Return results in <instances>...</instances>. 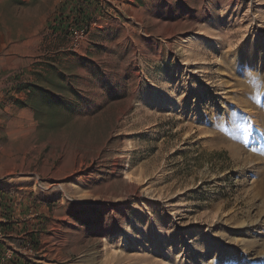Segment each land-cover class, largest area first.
Instances as JSON below:
<instances>
[{"label": "rangeland", "instance_id": "obj_1", "mask_svg": "<svg viewBox=\"0 0 264 264\" xmlns=\"http://www.w3.org/2000/svg\"><path fill=\"white\" fill-rule=\"evenodd\" d=\"M76 2L0 0V186L26 197L8 243L264 264V0H97L75 46L54 20Z\"/></svg>", "mask_w": 264, "mask_h": 264}, {"label": "built area", "instance_id": "obj_2", "mask_svg": "<svg viewBox=\"0 0 264 264\" xmlns=\"http://www.w3.org/2000/svg\"><path fill=\"white\" fill-rule=\"evenodd\" d=\"M69 37L75 46L80 44V40L88 35L87 27H77L69 25ZM42 190L41 185L38 186ZM26 197L18 191H10L8 189L0 190V264H30L27 254L34 251L35 243L28 237H23L21 244L15 245L8 243L15 238L14 233L20 228V224L16 219L18 209ZM39 213L34 207H29L27 211V219L34 220L39 218Z\"/></svg>", "mask_w": 264, "mask_h": 264}, {"label": "trees", "instance_id": "obj_3", "mask_svg": "<svg viewBox=\"0 0 264 264\" xmlns=\"http://www.w3.org/2000/svg\"><path fill=\"white\" fill-rule=\"evenodd\" d=\"M97 0H77V2L68 8V15L60 14V16L55 19V30L64 32L69 37V25H74L77 27L85 26L89 30L94 11L97 7L95 4ZM35 243V242H34ZM11 264H18V262H12Z\"/></svg>", "mask_w": 264, "mask_h": 264}, {"label": "bare ground", "instance_id": "obj_4", "mask_svg": "<svg viewBox=\"0 0 264 264\" xmlns=\"http://www.w3.org/2000/svg\"><path fill=\"white\" fill-rule=\"evenodd\" d=\"M188 45H189V49L187 50V55L189 56V57H191V54H192V49L196 46V37L195 36H193L189 41H188ZM216 46H217V48H218V44L216 43L215 44ZM186 53V52H185ZM188 64V63H187ZM197 75V74H196ZM255 82V85L256 86H258V81L257 80H255L254 81ZM175 91H176V89H174ZM199 94V93H201V92H196L195 94ZM171 100L172 101H174L173 100V97L171 96L170 97V99L169 100H164V101H166L167 103L165 104V106H167L168 105V103L169 102H171ZM256 104V103H255ZM259 114H261V113H259ZM264 115V114H263ZM263 132V131H262ZM260 134V133H259ZM232 154V153H231ZM53 186H55V185H53ZM135 191H137V187H135V189H134ZM174 215V214H173Z\"/></svg>", "mask_w": 264, "mask_h": 264}, {"label": "crops", "instance_id": "obj_5", "mask_svg": "<svg viewBox=\"0 0 264 264\" xmlns=\"http://www.w3.org/2000/svg\"><path fill=\"white\" fill-rule=\"evenodd\" d=\"M8 187L6 186H0V190H4V189H7Z\"/></svg>", "mask_w": 264, "mask_h": 264}]
</instances>
